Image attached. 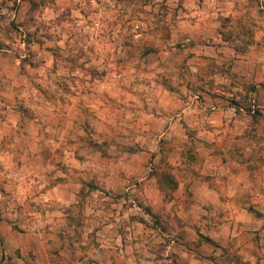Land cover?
Here are the masks:
<instances>
[{
	"label": "clouds",
	"instance_id": "1",
	"mask_svg": "<svg viewBox=\"0 0 264 264\" xmlns=\"http://www.w3.org/2000/svg\"><path fill=\"white\" fill-rule=\"evenodd\" d=\"M3 5L4 0H0V16L8 19L0 21V29L16 19V13L11 11L13 0H7L6 7ZM162 6L167 9L166 17L161 14ZM262 10L264 0H182V7L181 0H151L147 4L141 0H42L32 12L30 22L26 21L20 28L24 36L31 34L33 37H50L49 42L58 49L61 60L47 59L42 67H32L34 61L29 55L27 43L22 42L24 37L13 32L9 39L8 35L0 31V43L5 48L12 49L5 64L14 66L18 77L16 95L23 101L32 102L34 105L37 103L39 96L33 91L34 84L47 89L64 82L78 94L80 86L87 82L89 72L104 79L106 85H111V91L118 93V97L113 98L115 107L112 112L106 114V119L98 120L105 127L112 126L113 136L109 138L106 132L97 133L91 126L86 129L87 145L92 147V151L80 143L81 137L78 133H73L76 139L72 142L78 147L69 148L65 153L67 145L56 143L54 139L50 141L44 137L38 139L32 136L23 122L9 117V113L5 111L6 105L0 104V165H3L0 167V225H8L7 230L0 229V240L3 241L0 243V258L8 257L4 264H32L29 251L35 248L39 252L56 245L57 241L49 244V236L55 234H65L69 242L76 244L77 252L81 244L88 247L89 251L85 255L98 264H112L113 257L116 264H172L169 259L172 245H166L160 250V246L165 245L167 239H172V234L162 235L154 227L146 229L141 220L151 224L153 217L150 213L142 212L141 220H133V214L124 210L125 202L133 206L141 203L144 192L137 183V175L128 173L130 157L126 158L124 153L132 149L137 152L154 150L151 149V134H136L143 135V140L121 145L118 130L134 119L128 113L141 110L158 115L166 123L191 120L194 133H203L212 128L214 133L219 134L223 130L219 127L221 122L234 119L239 121L236 109L226 107L230 98L220 101L210 98L217 91L223 95L234 82L232 76L217 73L210 77L211 83L206 89L193 87L188 90L187 82L180 79V74L176 71L177 65L173 62L176 55L175 43L197 41V57L188 64V75L194 85H198L202 67L198 60L204 54L205 42L214 49L211 59L218 66L222 67L224 63L235 60V66L240 71H234L233 75L243 78L247 73L264 70V55L240 61L233 46L222 44L217 30L221 28L222 21L230 18L232 21L242 20L245 25L254 26V31L260 32L264 28ZM163 25H167L165 38L170 39V46L165 45L169 56L164 63L159 60L151 63L146 75L137 71L114 73L111 65L118 60L126 62L133 59L134 48L158 40V28ZM125 41L129 42L127 48L124 46ZM236 43L239 44L240 41ZM32 49H38L35 41ZM16 53L19 54V59L16 58ZM81 54L86 56L83 81L77 82L79 73L74 77L71 72L57 71V67H67L63 60L73 56L79 60ZM42 59L43 57L38 56L35 63ZM162 87L174 89L176 92V106H172L171 110L169 106L156 107ZM181 87L184 92L180 91ZM91 91L100 96L110 95L109 88L104 86L94 87ZM127 92H133L138 97L135 107L134 102L128 100ZM201 94L209 99L201 101ZM236 99L239 100V97ZM121 107L125 112L116 111ZM240 107L243 110L247 106L241 102ZM38 110L51 111V107H40ZM91 119H97L96 115L93 114ZM55 131L56 136H59L60 131ZM47 134L52 136L53 133L49 131ZM97 135L102 136L104 144H94L92 137ZM129 139L135 140V135ZM37 143L51 145L54 156L48 157L47 153H43L46 157L44 163L50 167L45 168L37 163V157L41 155L35 150ZM96 150L100 151L98 159L94 158ZM22 157L25 159L22 160ZM65 161L69 163L65 164ZM72 161L76 163L72 164ZM249 179L253 181L249 188L243 184L233 186L231 192L234 199L244 191H259L255 178ZM66 180L94 186L95 190L102 194L107 193L112 199L104 195L85 199V194L63 186ZM196 203H200V214L207 215L203 211V203ZM75 209L80 210L78 216L91 222L84 225V239L79 241L74 235L75 230H70L67 222V213ZM175 211L170 205L168 215L173 220ZM165 222L168 220L165 219ZM244 227L255 230L254 226L247 224ZM14 229L26 235H9ZM97 229L99 235L95 239L99 248L87 240L88 235ZM239 232L240 229L237 228L235 236L232 233L228 235L239 239ZM157 250L161 259L157 258ZM61 255L62 259L58 264H68L72 250L66 248ZM244 259H250L252 264H257L258 257L248 254Z\"/></svg>",
	"mask_w": 264,
	"mask_h": 264
},
{
	"label": "crops",
	"instance_id": "2",
	"mask_svg": "<svg viewBox=\"0 0 264 264\" xmlns=\"http://www.w3.org/2000/svg\"><path fill=\"white\" fill-rule=\"evenodd\" d=\"M32 5V0H13L11 11H14L17 17L23 18L27 16ZM3 6H7V0H4ZM19 26L22 27L21 24ZM163 27L167 30V25H163ZM193 27L195 28L196 25L194 24ZM227 27H248V25H245L242 20L232 21L229 18L227 21H222L221 28L217 30L222 44L233 46L240 61L244 62L246 58L264 55V34H261L264 33V28L260 32L253 31L249 34L243 31L236 32V30L233 33H228ZM33 41L38 45L36 50L32 49ZM49 41L50 37H43V40L32 39L27 43L29 55L34 61L37 60L38 56L43 57L39 62L41 67L47 59L56 60L51 48L47 46ZM236 41H240V43L237 44ZM160 42L170 46V39H166L165 36L159 35V39L155 40V43ZM31 50L32 52H30ZM11 51L10 47L5 48L0 43V104L6 105L5 111L9 113V117L22 121L27 131L38 139L40 137L50 141L54 139L56 143L67 145L64 149L65 153L69 148L78 147L72 142L76 138L73 133H79L77 131L80 129L85 131L84 126H91L100 134L106 132L109 138L113 136L114 131L111 125L105 127L98 123V120L106 119V114L112 112L115 107L113 98L118 97V93L112 92L111 85H106L104 79L87 81V85L82 84L80 86L78 94L71 90L64 97L61 96V93L50 92L54 89L56 91L62 90L58 84H56L58 88L48 87L47 89L42 86L37 87L34 84L33 91L39 96L34 105L32 102L21 101L22 98L16 95L17 74L14 72L12 64H5ZM174 51L176 55L173 57V62L177 65L176 71L180 74V79L187 82L188 90L193 87L206 89L211 83L210 77L217 73L232 76L234 82L224 93L234 91L240 97L243 93L248 92L250 96L253 95L252 98L257 102V107L264 113V70L247 73L243 78L233 75L234 71H240V68L235 66L236 61L230 60L224 63L222 67L218 66L216 61L211 59V53L214 49L205 42L203 44L204 54L200 55L198 60V63L202 65L199 71L198 85H194L188 75V64L197 57V41L177 42ZM168 56L169 52L165 50V47L161 48L153 56L151 63H155L157 60L164 63ZM16 58H20L18 53H16ZM151 63L140 71L146 72L143 75L147 74V68L151 66ZM32 67H34L33 64ZM57 71L64 73L68 72L69 68L68 66L66 68L61 66L57 67ZM71 72L74 73V71ZM95 80H98V83ZM97 86L108 87L110 95L93 94L91 90ZM221 87L224 86L221 85ZM180 91L184 92L185 90L181 87ZM175 95L174 89L162 87L160 100L156 107L169 106V110H171L172 106H176L174 103ZM127 98L134 102L133 106L135 107V102L138 101L135 93L127 92ZM210 98L213 101L224 100L219 91ZM207 99L209 97L201 94V101ZM240 103L241 101L230 104L227 101L226 107L236 109V116L239 121L234 119L230 122H221L219 127L223 130L219 134L214 133L212 128L203 133H194L190 130L193 127L191 120H176L166 123L158 115L143 110L128 113L134 119L123 124L118 130V140L121 145L142 141L143 135L136 134L145 132L151 134V149L154 150L137 152L132 149L124 153L126 158L130 157V163L127 165L128 173L136 174L137 183L144 189L142 202L135 206L125 202L124 210L133 214L131 217L133 220H141L142 212L150 213L153 217L151 224L141 220L146 229L154 227L162 235L172 234V239H167L165 245L160 246V250H162L164 246L172 245L169 256L172 264H197V261L199 264H252L250 259H244V256L248 254L258 257L257 264H264V187H260L264 185V148L260 151L255 148L257 139L262 138L264 134V117L261 120L259 118L260 122L255 120L252 112L241 109ZM49 106L51 111L42 112L38 110L40 107ZM84 109L91 111L90 117L95 114L97 119H91L89 124L84 123L82 126L80 115ZM116 111L122 113L125 112V109L121 107ZM38 121H43V123ZM57 129L60 131L59 136H56L55 130ZM49 131H52V136L47 134ZM134 135L135 140H130L129 138ZM93 137L99 142H104L101 135ZM190 138L199 142L191 155L187 152L188 146L184 144ZM176 139H181V142L168 141ZM169 145L171 146L168 147ZM86 147H89V151L93 150L90 146ZM35 150L41 153L37 157V163L42 164L45 168L50 167L49 164L44 163L46 157L43 153H47L48 157H53L51 145L37 143ZM112 151L115 154V149ZM84 154L80 153V155ZM162 155H165L168 164L174 166L175 169L181 168L182 171L194 172V176L182 175V181L172 184L174 186L173 194L168 193L167 195L164 186L157 182H140L150 170L159 164ZM99 157L100 151L96 150L94 158L98 159ZM55 158L59 159L58 156ZM21 159L23 160L25 157ZM4 163H7V158H5ZM68 163L65 161V164ZM71 163L75 164L76 162L72 161ZM250 177L255 178L259 191H244L234 199L231 192L233 186L243 184L246 188L251 187L253 181L249 179ZM59 186L57 185V187ZM63 186L85 194V199H92L97 195H104L108 199H112L107 193L102 194L95 190L94 186L85 183L66 180ZM120 199L123 200L122 197ZM196 202L203 203V211L207 212V215L200 214V203ZM170 205H174L175 208L177 206L174 220L168 215ZM186 209L187 211H185ZM79 211V209H75L67 213L69 229L75 230L74 235L78 241L84 239L82 235V232L86 231L84 225L91 223L83 216H78ZM163 218L168 219L170 225L168 228L162 226L161 220ZM245 224L254 226L255 230L246 229ZM7 227V224L0 225V229L3 230H7ZM237 228L240 229V238L233 239L228 233L235 236ZM8 234L26 235L15 229ZM98 235L99 230L97 229L87 237V240L91 241V244L96 248H99V243L95 239ZM53 241L58 243L49 249H42L37 252L35 248H32L29 251L28 256L32 264H58V261L62 259L61 254L66 248L72 250L68 264H98L97 261H93L85 255L89 251L88 247L81 244L77 252L76 244L69 242L65 234L50 235L49 244L52 245ZM188 241L192 242L189 243ZM2 242L0 240V243ZM156 254L158 259L162 258L159 255V250ZM6 258H0V264H4ZM111 259L112 264H116L115 258Z\"/></svg>",
	"mask_w": 264,
	"mask_h": 264
},
{
	"label": "rangeland",
	"instance_id": "3",
	"mask_svg": "<svg viewBox=\"0 0 264 264\" xmlns=\"http://www.w3.org/2000/svg\"><path fill=\"white\" fill-rule=\"evenodd\" d=\"M41 2H42V0H32L33 5L31 7L30 11L28 12L27 16H25L23 18L16 16V19L11 20L10 23H8L6 27L0 29V31H3L5 33V35H8L9 39H11L10 33L15 32L18 35L24 37L23 40L26 43H28L29 40H32V39L43 40V37L40 35H36L35 37H33L31 34H29L28 36H24V33H22L20 31L21 27L19 26L20 24L23 25L26 21L30 22V17H31L32 12L34 10H36L37 5L40 4ZM129 2H132V0H129ZM141 2L147 3V2H151V0H141ZM181 2H182V0H181ZM181 5H182V3H181ZM161 14L166 17V14H167L166 7H164V6L161 7ZM261 15L264 16V12H261ZM6 19H8V18L0 16V21H4ZM226 29H227L228 33H233L236 30V32L243 31L244 33L248 32L249 34H251L254 31L253 26L236 27V28L235 27H227ZM158 32H159L160 36H165L166 30L163 26H161L160 28H158ZM128 44H129V42L125 41L124 46L127 48ZM165 45H167V44L161 43V42L160 43L149 42V43L143 44L139 48H134L132 50V56L134 57L133 59H129L126 62L123 60H118L116 63L111 65V67L113 68L114 73L115 72L127 73L129 71H137L141 75H143L146 72H140V71H142V69H145L151 63L153 56L161 48H164ZM47 46L51 48L53 54L56 57V60L60 61L61 57L58 55V49L56 47H54L51 43H49ZM30 52H32V50ZM85 63H86V56L84 54L80 55L79 60H76L75 56H73L69 59L63 60V64L67 65L69 68L68 72L74 71V73H73L74 77H75L76 73L80 74L79 77L77 78V82L83 81L85 79V73H84V64ZM33 65H34V67H41V63H35V61H34ZM54 67H56V66L54 65ZM93 79H101V78L99 76H97L94 72L87 73V81H91ZM95 81L98 83V80H95ZM56 84H58L60 87H62V90L56 91L54 89L53 91H50L51 93H61V96L64 97V96H67L70 93V91L72 90L71 87L68 86V84H66L64 82H60V83H56ZM83 84L87 85V82H85ZM55 88H58L57 85L55 86ZM226 97L230 98L227 100L228 103H230V104H235L239 101L243 102V104H245L247 106L246 108H244V110L252 112L253 118L255 120L259 121V118L261 120L264 117V113L261 111V109H259V107H257V105H256L257 102L252 98L253 95L250 96L248 92L243 93L240 97L237 94H235L234 91L223 93V98L225 99ZM237 97H239V100L236 99ZM202 99H204V98L202 97ZM20 100L22 101V99H20ZM90 113H91V111H89L88 109L83 110V113L80 115V122H81L80 124L82 126H84V123L89 124V120H91ZM84 127H85V131H81V129H80L77 132H79L78 134L81 137L80 143L85 145V146H88L87 140H86L87 126H84ZM190 130H192V128H190ZM92 141L94 142L95 145H101V144L105 143V141L99 142V141L95 140L94 137H92ZM168 141H171L173 143L174 142L180 143L181 139L168 140ZM184 144L186 146H188L187 152H188V154L191 155V154H193V149H195L199 145V142H197V140L190 138V139H187L184 142ZM170 146L171 145H169L168 147H170ZM255 148L259 151L264 148V134L262 135V138L257 139ZM192 170H193V168H192ZM193 173L194 172L190 173L189 171H182L181 168L175 169L174 166H171L168 164V162L166 161L165 155H162V157L160 158L159 164H157L152 170H150L147 173V176L145 178H143L140 182H157L158 184L164 186L163 188L166 190L167 195H168V193L173 194L172 191L174 189L173 188L174 186L172 184H175V183L183 180L182 175H184L186 177L189 174H190V176H194ZM160 175H162V177H163L162 179L159 177ZM172 180H173V182H172ZM137 182H138V180H137ZM188 192H187V194L189 195ZM174 209L176 210L177 206H176V208L174 207ZM165 219H167V218H163L161 220L162 221L161 224L163 227L168 228L170 226L169 221L167 223H165ZM18 255H19V253H18ZM7 259H8V257L6 258V260Z\"/></svg>",
	"mask_w": 264,
	"mask_h": 264
},
{
	"label": "trees",
	"instance_id": "4",
	"mask_svg": "<svg viewBox=\"0 0 264 264\" xmlns=\"http://www.w3.org/2000/svg\"><path fill=\"white\" fill-rule=\"evenodd\" d=\"M159 177H160L161 179L163 178L162 175H160ZM172 182H173V180H172Z\"/></svg>",
	"mask_w": 264,
	"mask_h": 264
}]
</instances>
